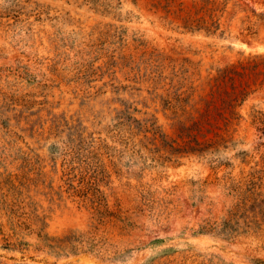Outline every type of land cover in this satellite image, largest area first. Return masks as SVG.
<instances>
[{
	"label": "rangeland",
	"instance_id": "1",
	"mask_svg": "<svg viewBox=\"0 0 264 264\" xmlns=\"http://www.w3.org/2000/svg\"><path fill=\"white\" fill-rule=\"evenodd\" d=\"M0 264H264V0H0Z\"/></svg>",
	"mask_w": 264,
	"mask_h": 264
},
{
	"label": "trees",
	"instance_id": "2",
	"mask_svg": "<svg viewBox=\"0 0 264 264\" xmlns=\"http://www.w3.org/2000/svg\"><path fill=\"white\" fill-rule=\"evenodd\" d=\"M206 21L201 18L188 19L184 21L183 28L190 31L204 30L206 32L210 31L209 26L205 25Z\"/></svg>",
	"mask_w": 264,
	"mask_h": 264
}]
</instances>
